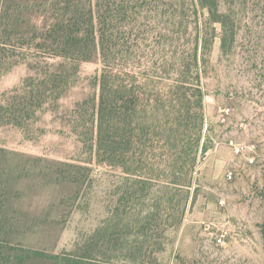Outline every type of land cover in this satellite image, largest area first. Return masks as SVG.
Instances as JSON below:
<instances>
[{
	"label": "trees",
	"instance_id": "trees-1",
	"mask_svg": "<svg viewBox=\"0 0 264 264\" xmlns=\"http://www.w3.org/2000/svg\"><path fill=\"white\" fill-rule=\"evenodd\" d=\"M239 1L0 0V75L26 67L21 84L0 96V127L24 129L56 110L82 64L99 62L65 121L83 158L32 169L61 192L40 210L46 223L37 226L55 231L65 215L56 206L88 213L99 170L118 176L105 188L104 219L58 252L53 235L47 246L23 242L36 224L23 221L14 203L29 172L0 149V264H163L167 235L183 223L209 150L211 49L217 39L221 55H231Z\"/></svg>",
	"mask_w": 264,
	"mask_h": 264
},
{
	"label": "rangeland",
	"instance_id": "rangeland-1",
	"mask_svg": "<svg viewBox=\"0 0 264 264\" xmlns=\"http://www.w3.org/2000/svg\"><path fill=\"white\" fill-rule=\"evenodd\" d=\"M238 7L244 12L231 55H221L217 39L211 49L212 69L204 81L209 96L204 100L203 129L209 150L200 158L193 176L192 198L183 223L167 235L165 251L159 257L163 264H173L175 256L180 259L174 264H264V3L244 0L243 6L240 0ZM98 68V61L82 64L75 84L58 108L38 113L27 128L0 127V149L6 160L25 166L29 172L18 182L20 195L14 203L23 221L36 224L23 237L26 244L47 246L51 242L48 237L53 235L54 250H69L86 228L106 215L105 188L110 180L117 185L118 176L99 170L88 213H69L65 206H56L57 215H65L58 217L60 224L55 231L38 227V223H46V214L40 210L61 192L51 176L31 175L35 167L78 163L83 158L65 121L71 107L88 93V79ZM25 76V65L1 74L0 96L19 86ZM224 107L231 109V115L221 123L218 109ZM229 140L254 144V162L248 163L249 155H233ZM229 171L233 173L230 181L225 177ZM222 226L230 237L219 246L214 234Z\"/></svg>",
	"mask_w": 264,
	"mask_h": 264
},
{
	"label": "built area",
	"instance_id": "built-area-1",
	"mask_svg": "<svg viewBox=\"0 0 264 264\" xmlns=\"http://www.w3.org/2000/svg\"><path fill=\"white\" fill-rule=\"evenodd\" d=\"M218 113L220 117V122L224 123L230 117L231 109L228 107L220 108L218 109ZM228 146L230 147L233 155L237 157L249 155V157H247L248 163L252 164L254 162V157L252 156V154H255L256 152V146L254 144L245 145L242 143H237L233 140H229ZM225 177L228 181H230L233 178V173L229 171L226 173ZM229 237H230L229 230L225 226H222L214 234V240L216 244L219 246H224L226 244V240Z\"/></svg>",
	"mask_w": 264,
	"mask_h": 264
}]
</instances>
